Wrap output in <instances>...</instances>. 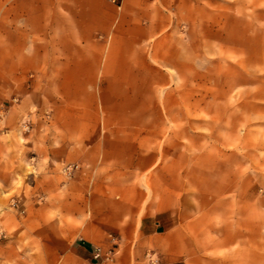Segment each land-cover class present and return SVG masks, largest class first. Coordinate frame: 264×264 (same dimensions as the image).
<instances>
[{
  "label": "rangeland",
  "instance_id": "374dc122",
  "mask_svg": "<svg viewBox=\"0 0 264 264\" xmlns=\"http://www.w3.org/2000/svg\"><path fill=\"white\" fill-rule=\"evenodd\" d=\"M123 209L264 264V0H0V264H83Z\"/></svg>",
  "mask_w": 264,
  "mask_h": 264
},
{
  "label": "crops",
  "instance_id": "0c3cea01",
  "mask_svg": "<svg viewBox=\"0 0 264 264\" xmlns=\"http://www.w3.org/2000/svg\"><path fill=\"white\" fill-rule=\"evenodd\" d=\"M64 80L67 82L65 87L66 96H78L81 92V83L84 80L86 74L83 73L82 64L65 65ZM93 76V75H92ZM125 80V76L119 77ZM129 93V92H128ZM109 99V98H108ZM109 101H129L125 98H110ZM126 211L123 209L118 215L117 221L112 223H105L100 225L102 230L118 229L122 231L120 238L112 240L109 238H102L98 242H92L91 240L74 241L70 247V256L76 261L83 264H148L146 260V254L148 252L155 255L160 254L159 264H188L184 260L177 258L173 259L167 254L168 250L177 246V242H173L171 238V228L162 219L157 221H151L150 218L142 221L137 228L136 222L125 221ZM137 231V234H134ZM110 237L112 235L110 234ZM114 239V238H113ZM98 243L106 252L110 249L116 251V254L112 261L99 262L95 258V252L98 248ZM153 248V249H152ZM64 257L67 258V253Z\"/></svg>",
  "mask_w": 264,
  "mask_h": 264
},
{
  "label": "built area",
  "instance_id": "2783aa9c",
  "mask_svg": "<svg viewBox=\"0 0 264 264\" xmlns=\"http://www.w3.org/2000/svg\"><path fill=\"white\" fill-rule=\"evenodd\" d=\"M68 170H70L69 173H71V169L68 168ZM67 171V170H66ZM116 254V251H114L113 249H110L106 252H104L101 248H97L96 252H95V258L101 263L103 261H107L110 262L113 260L114 256Z\"/></svg>",
  "mask_w": 264,
  "mask_h": 264
}]
</instances>
